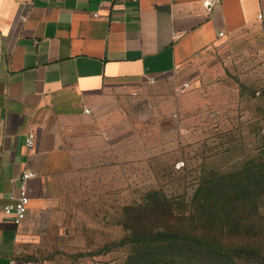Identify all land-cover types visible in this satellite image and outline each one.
I'll use <instances>...</instances> for the list:
<instances>
[{
	"label": "crops",
	"instance_id": "0c3cea01",
	"mask_svg": "<svg viewBox=\"0 0 264 264\" xmlns=\"http://www.w3.org/2000/svg\"><path fill=\"white\" fill-rule=\"evenodd\" d=\"M263 19L264 0H0V264L44 259L70 202L54 189L100 165L99 117L117 95ZM25 170L34 176L16 224L3 207Z\"/></svg>",
	"mask_w": 264,
	"mask_h": 264
},
{
	"label": "rangeland",
	"instance_id": "374dc122",
	"mask_svg": "<svg viewBox=\"0 0 264 264\" xmlns=\"http://www.w3.org/2000/svg\"><path fill=\"white\" fill-rule=\"evenodd\" d=\"M99 118L100 165L54 189L70 202L58 205L49 250L36 263L128 264L132 247L150 245L134 243L130 216L145 218L164 200L190 212L196 192L226 175L264 187V19L117 95ZM256 205L264 216V192Z\"/></svg>",
	"mask_w": 264,
	"mask_h": 264
},
{
	"label": "trees",
	"instance_id": "16d2710c",
	"mask_svg": "<svg viewBox=\"0 0 264 264\" xmlns=\"http://www.w3.org/2000/svg\"><path fill=\"white\" fill-rule=\"evenodd\" d=\"M239 175L202 186L190 212L164 200L145 210V218L130 216L134 243L150 245L132 247L128 264H264V216L256 205L264 187L260 179L238 181Z\"/></svg>",
	"mask_w": 264,
	"mask_h": 264
},
{
	"label": "built area",
	"instance_id": "2783aa9c",
	"mask_svg": "<svg viewBox=\"0 0 264 264\" xmlns=\"http://www.w3.org/2000/svg\"><path fill=\"white\" fill-rule=\"evenodd\" d=\"M261 17V14L258 15ZM25 16L20 17V21H23ZM220 35L222 33H219ZM151 78L150 80H153ZM85 112L88 113L89 109H85ZM35 136L33 133H28L25 138V145L28 148H31L34 145ZM34 173L31 171H23L20 176V185L16 194H10L9 201L4 205L3 212L6 215H10L14 223L19 224L26 217L29 205V196L27 192V181L29 178L33 177ZM9 264H17L16 259L11 258ZM29 264H40V263H29Z\"/></svg>",
	"mask_w": 264,
	"mask_h": 264
}]
</instances>
